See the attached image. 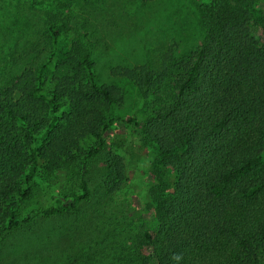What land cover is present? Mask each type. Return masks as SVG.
Returning a JSON list of instances; mask_svg holds the SVG:
<instances>
[{
	"label": "trees",
	"instance_id": "1",
	"mask_svg": "<svg viewBox=\"0 0 264 264\" xmlns=\"http://www.w3.org/2000/svg\"><path fill=\"white\" fill-rule=\"evenodd\" d=\"M55 1L45 60L35 63L40 42L32 44L19 75L0 82V264H256L264 251L260 0L198 3V46L110 67L144 103L145 120L130 124L157 155L155 212L136 231L104 219L126 182L124 159L108 141L127 93L101 81L88 35L71 24L69 2ZM96 160L105 166L100 190L87 178ZM162 168L176 176L171 192ZM65 170L78 190L25 212L38 175Z\"/></svg>",
	"mask_w": 264,
	"mask_h": 264
},
{
	"label": "rangeland",
	"instance_id": "2",
	"mask_svg": "<svg viewBox=\"0 0 264 264\" xmlns=\"http://www.w3.org/2000/svg\"><path fill=\"white\" fill-rule=\"evenodd\" d=\"M55 1V0H53ZM71 24L83 36L87 34L94 62L102 82L120 85L126 94L125 104L115 110L116 122L109 132L108 145L121 155L126 166V182L122 190L106 205L104 219L127 221L125 228L140 230L154 215L149 196L157 184L153 163L157 157L153 145L143 140L140 127L130 124L135 117L145 120L146 109L135 88L124 81L112 79L113 65H137L149 62L156 51L175 46L182 52L198 46L204 31L198 26L197 4L207 0H67ZM56 2V1H55ZM54 2V3H55ZM259 7L264 15V0ZM54 8L52 0H0V82L4 77L15 78L32 59L21 60L28 49L40 42L36 64L47 56L43 31L47 30V12ZM253 34L260 35V27L252 25ZM164 181L173 190L175 174L161 169ZM105 166L94 161L87 178L93 189L102 188ZM41 176V177H40ZM74 178V179H71ZM33 199L25 212L53 207L56 200L78 190L79 179L69 170L40 174L36 179ZM256 264H264V251Z\"/></svg>",
	"mask_w": 264,
	"mask_h": 264
}]
</instances>
